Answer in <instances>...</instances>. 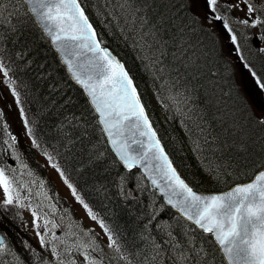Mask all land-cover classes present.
Instances as JSON below:
<instances>
[{
  "label": "trees",
  "instance_id": "16d2710c",
  "mask_svg": "<svg viewBox=\"0 0 264 264\" xmlns=\"http://www.w3.org/2000/svg\"><path fill=\"white\" fill-rule=\"evenodd\" d=\"M114 1L117 23L127 21L124 18L129 11L141 8L150 25L158 29L156 39L162 41L161 48L144 50L157 75L155 79L161 78L164 87L184 101L181 111L167 123L156 113L154 95L148 90L154 79L148 76L137 55L115 28L112 35L103 31L89 0H82V4L104 43L128 67L154 126L185 180L197 190L220 191L252 178L264 166V125L257 122L258 117L241 94L218 35L200 20L197 22L188 0H133L131 8L124 12L120 5L125 0ZM182 4L187 6L180 7ZM10 7L14 15L0 21V59L9 70L7 80L19 95L32 135L31 142L21 133L13 141L0 116V148L14 145L19 151L15 155L28 163L27 171L49 184L52 181L38 156L47 153L45 156L52 157L77 195L110 226L119 251L116 245L110 248L95 240L106 264H177L162 247L189 243L185 228L191 231V242L200 248L202 264H225L210 234L165 204L139 170H127L120 164L82 88L72 80L25 4L11 0ZM148 42L152 43L151 38ZM251 45L245 43L241 55L262 72L264 57ZM182 48L185 53H181ZM161 52L165 55L161 56ZM153 57L161 63L156 64ZM160 68L165 70L161 72ZM33 140L38 146L33 145ZM13 158L4 159L0 153V169L9 177ZM14 211L11 209L5 216L0 210L4 217L0 232L23 264H38L36 253L29 252L21 240L32 245L43 260L44 250L19 221L12 222ZM180 228H184L183 234Z\"/></svg>",
  "mask_w": 264,
  "mask_h": 264
},
{
  "label": "snow or ice",
  "instance_id": "6c2138e0",
  "mask_svg": "<svg viewBox=\"0 0 264 264\" xmlns=\"http://www.w3.org/2000/svg\"><path fill=\"white\" fill-rule=\"evenodd\" d=\"M21 2L27 5V12L34 17L35 22L60 52L72 78L85 90L88 103L98 116L97 123L101 126L102 133L107 136L112 149L124 166L131 169L136 165H142L149 174L151 183L165 195L167 203L178 209L183 217L193 222L203 232L212 235L226 264H264V167L256 171L248 182L236 183L228 191L212 195L198 194L173 166L153 128L137 85L124 64L113 56L108 48L102 46L103 41L89 21L85 8L81 6L82 0H21ZM132 2L133 0H125V3L120 5L121 11H128ZM205 4L208 9L204 16L206 25L211 26L216 21L222 22L233 50L238 55L242 53L244 47L242 41L252 43L259 53L264 54V5L253 3L252 0H205ZM186 6L182 4L180 7ZM221 8L226 13L245 9L246 12L243 18L234 21L230 20L229 16L221 14ZM12 15L14 13L8 12L9 20ZM3 18L4 11H0V20ZM195 19L199 22L198 17ZM126 20L132 30L138 33L143 46L148 49L153 46L161 48L162 41L156 39L158 29L155 25H150L141 8L129 11ZM236 22L245 28L258 31L250 35L239 33L231 26ZM149 38L152 43L148 42ZM185 52L186 50L182 48L181 53ZM163 55L165 53L161 52V56ZM173 58L176 59L177 56L174 55ZM153 59L156 64L161 63L160 59L155 57ZM239 59L243 61V66L257 85L264 90V71L258 72L255 65L243 55H239ZM164 70L159 69L161 72ZM8 71L6 65L0 62V72H3L5 77L8 76ZM12 92L19 104L18 93L14 88ZM20 111L23 116V108ZM2 115L3 113H0V116ZM24 122L27 127L28 121ZM257 122L264 125V116L259 117ZM28 135H32L31 128H28ZM12 139L15 141V137ZM32 143L38 146L35 140ZM48 159L51 161L52 157L48 156ZM51 166L64 177L58 165L53 163ZM65 183L72 189L76 199L83 204L91 219L97 220V216L77 195L75 188L66 178ZM0 190L4 194V199L0 201V210L7 216L11 209H15L12 213V222H18L22 219L20 209L31 205L25 204L26 198L21 195V186L14 178H10L4 169H0ZM40 212L42 210L37 206V210L31 213L32 228L40 248L51 245V254L59 258L58 244L53 241H59L60 244H67V241L60 240L55 232H52V229L59 225L47 219L46 213H43V216L39 215ZM3 218L0 216V220ZM100 224L104 231L109 233L108 246L111 248L116 245L119 251L117 241L110 234L108 227L103 221H100ZM24 230H27L26 225ZM50 232L51 238H48ZM6 239V235L0 233V264H4L5 254H11L17 264H23L19 256L12 252ZM21 243L27 245L29 252L36 253L38 264H49L27 241L21 240ZM156 247L159 248V245ZM72 248L83 252L84 264H103L101 259L93 255L98 251V246L78 240L65 247L64 251L70 252ZM57 264L65 262L58 259ZM68 264L74 262L69 261Z\"/></svg>",
  "mask_w": 264,
  "mask_h": 264
},
{
  "label": "rangeland",
  "instance_id": "374dc122",
  "mask_svg": "<svg viewBox=\"0 0 264 264\" xmlns=\"http://www.w3.org/2000/svg\"><path fill=\"white\" fill-rule=\"evenodd\" d=\"M188 1L193 14L199 18L200 22L205 27L215 32L220 38L222 52L232 64V72H234L237 84L240 86L241 94L248 101L252 110L258 117L264 116V91L257 85L249 71L243 66V62L239 59L236 51L233 50V46L228 38V33L223 27V23L216 21L211 26H207L204 21V16L208 11L205 0ZM10 2L11 0L8 2L0 0V11H4V18L0 21H5L8 16V12L14 11V9L10 7ZM89 2L93 13L99 18L97 23L103 28V31L106 32V34L112 35V30L115 28L118 36L124 39L123 42L128 43L131 52L137 55V59L142 63L143 68L147 70L148 76L154 79V82L151 83L152 85L148 88L149 92L152 93L150 95H154V97H152V101L157 104V97H159L163 105L160 108L167 110L168 115H173V117L177 115L178 111H181V103H184L183 98L175 96L170 88L164 87L161 78L155 79L157 78V75L154 74L153 67L150 65L146 51L144 50L147 47L141 44L139 41V35L133 31L132 28H130L131 25L127 21L116 22V1L89 0ZM252 2L264 5V0H252ZM245 12L246 9L244 11L226 13L223 8H221V14L229 16L230 20L234 21H238V19L243 18ZM259 14L260 13H257V15ZM122 16L123 15L121 14V17ZM124 20H126V18H124ZM231 26L239 33L246 35H250L258 31V29L245 28L238 22L233 23ZM101 27L100 29H102ZM241 43L245 44L243 41ZM261 55L264 57V54L261 53ZM0 107L12 138L15 137L16 139V135L21 133L28 141L24 128V122L21 120L19 114L16 98L13 95L12 89L5 85L3 72H0ZM0 153H2L4 159H7L8 156L12 155L15 160L22 159L20 157L21 155L19 157L15 155L19 154V151L11 143L9 147L8 144H6L3 148H0ZM39 158L47 167V176L53 180L56 186L55 193L50 189V186L44 180L38 179L36 174L27 171V167L25 165L19 167L20 169L24 168L23 175H21V179L17 176L14 178H16L15 181L17 184L21 186V195L26 198L24 201L25 204L30 203L31 206L20 209V216L22 219L19 220L18 224L21 225V227L25 225L30 227V232L33 234L32 237L39 245L35 231L32 228L33 217L31 215L32 211H36L37 206H39L42 210V212L38 213L39 215L43 216V213H46L47 219L59 225V227L52 229V232H55L56 236L59 237L60 240L67 241V244H60L59 241H53L58 244V251L60 252L59 258L51 254V245L47 248H43L45 252L44 259H46L49 264H57L58 259H63L65 264H68L69 261H73L74 264H84L85 257L82 251L72 248L70 252H65V247L78 240L95 245V238L102 236L105 239L107 238V233L101 227L99 220L91 219L88 215V211L72 194L71 189L62 179L59 172L51 166L52 163L49 159L42 155ZM25 171H27V174H25ZM29 189H31V191H29ZM3 199V191L0 190V201ZM49 228H51V224H49ZM179 232L183 234L184 228H180ZM185 232H187L188 238L186 239L189 243L185 246H181L180 244L178 246H166L168 247L167 249H165L166 247H162L163 250L169 253L171 258L175 260L177 264H197L198 261L199 264H202L204 260L201 256L203 255H201L200 248L198 247V249L197 246L191 242L190 229L187 230L185 228ZM48 238H51V232L49 233ZM6 243L8 244L7 241ZM11 249L16 252L15 249ZM97 253L98 251L94 252L93 255L96 256ZM8 259L10 264H17L16 261L13 260L11 254H5L3 260L7 261ZM103 264L106 263L103 262Z\"/></svg>",
  "mask_w": 264,
  "mask_h": 264
},
{
  "label": "bare ground",
  "instance_id": "6f19581e",
  "mask_svg": "<svg viewBox=\"0 0 264 264\" xmlns=\"http://www.w3.org/2000/svg\"><path fill=\"white\" fill-rule=\"evenodd\" d=\"M2 43V42H1ZM6 48H8V47H6ZM7 51H9V50H7ZM24 55V54H23ZM30 62V61H29ZM124 64V63H123ZM124 66H125V69L126 70H128L129 71V69L127 68V66H126V64H124ZM21 70V69H20ZM19 71V70H18ZM31 73V72H30ZM129 74L131 75V73H130V71H129ZM132 76V75H131ZM133 78V77H132ZM133 80H134V78H133ZM239 86V85H238ZM240 87V86H239ZM54 88V87H53ZM83 92H84V94L86 95V92H85V90L83 89ZM86 97H87V95H86ZM87 99H88V97H87ZM157 101H158V103L157 104H154V106L156 107V113H157V115H158V117H159V119H161V121L164 123H167L168 122V119L169 118H171V117H173V115L171 116V115H168L167 114V110H165V109H163V108H160L161 106H163L162 105V101H161V99L159 98V97H157ZM146 112H147V114H148V111H147V108H146ZM149 115V114H148ZM256 116H257V114H255ZM258 117V116H257ZM97 118H98V116H97ZM259 118V117H258ZM152 122V121H151ZM152 124H153V122H152ZM172 124H174V123H172ZM101 127V126H100ZM153 127H154V129L156 130V132H157V136L159 137V139L161 140V142H162V144L164 145V142H163V140H162V138H161V136H160V134H159V132H158V130H157V128L154 126V124H153ZM104 136H105V138H106V140H107V142H108V145L110 146V148H111V150L113 151V153L115 154V156H116V158L118 159V156L116 155V153H115V151L112 149V146H111V144L109 143V141H108V138H107V136L104 134ZM102 152V151H101ZM41 155H39L38 156V161L39 162H41V160H40V157ZM42 156H45V155H42ZM205 159V158H204ZM119 161V160H118ZM120 162V164H123L121 161H119ZM11 163H12V168H13V170H12V172H11V176H10V178H14V177H18L19 179H21V175H23V172H24V168H19V167H22L23 165H25L26 167H28L29 165H28V163H26L23 159H19V160H15L14 159V161H11ZM17 173V174H16ZM25 174H27V171H25ZM24 174V175H25ZM130 175V174H129ZM142 178V177H141ZM184 178V177H183ZM14 179H16V178H14ZM148 184H149V186H151L152 187V185L150 184V182L148 181ZM142 186V185H141ZM125 188V187H124ZM142 189V188H141ZM124 190V189H123ZM214 190V189H213ZM119 193V192H118ZM206 193H209V194H212V193H214L213 191H211V190H209V191H206ZM170 207L181 217V218H183L184 220H186L187 221V219L185 218V217H183V215L178 211V210H176V209H174L171 205H170ZM144 209V208H143ZM153 213V212H152ZM153 215V214H152ZM100 216V215H99ZM98 216V219L100 220V221H103V223L107 226V227H109L110 228V226L108 225V223L105 221V219L103 218V217H99ZM183 221V220H182ZM169 224V223H168ZM71 232V231H70ZM65 235V234H64ZM8 246L10 247V248H13L9 243H8ZM137 250V249H136ZM13 253H14V251H12ZM4 261V263L5 264H10V261H9V259L7 260V261H5V260H3ZM177 263V262H176Z\"/></svg>",
  "mask_w": 264,
  "mask_h": 264
},
{
  "label": "water",
  "instance_id": "95a60500",
  "mask_svg": "<svg viewBox=\"0 0 264 264\" xmlns=\"http://www.w3.org/2000/svg\"><path fill=\"white\" fill-rule=\"evenodd\" d=\"M40 27V26H39ZM41 28V27H40ZM42 29V28H41ZM43 30V29H42ZM44 32V31H43ZM45 34V33H44ZM46 35V34H45ZM46 37L50 40V42H51V39L46 35ZM51 44H52V46H53V48L56 50V52L58 53V55L60 56V59L62 60V62H63V64L65 65V67H66V69H67V71H68V68H67V65L65 64V62H64V59H63V57H62V55L60 54V52H58L57 51V49H56V47H55V45L51 42ZM106 48H108V47H106ZM109 50H110V52L112 53V55L113 56H115L121 63H123V61L122 60H120V58L110 49V48H108ZM68 73L71 75V73L68 71ZM71 77H72V75H71ZM75 81V80H74ZM76 82V81H75ZM77 83V82H76ZM78 84V83H77ZM81 86V85H80ZM82 87V86H81ZM83 88V87H82ZM154 128V127H153ZM159 138V137H158ZM161 141V140H160ZM161 144H162V142H161ZM163 145V144H162ZM164 147V146H163ZM165 149V148H164ZM165 152L167 153V151H166V149H165ZM167 155L169 156V154L167 153ZM119 158V157H118ZM169 159L172 161V159L170 158V156H169ZM173 162V161H172ZM123 166H124V164H122ZM173 166L174 167H176L175 166V164L173 163ZM124 167H126V166H124ZM139 168L142 172H143V174L146 176V178L148 179V181L150 182V184L153 186V187H155L157 190H158V192H159V194L163 197V199L167 202V200H166V197H165V195L159 190V188L158 187H156V186H154L152 183H151V180L149 179V174L145 171V169H144V167L142 166V165H136V166H134L133 168ZM127 168V167H126ZM133 168H131V169H133ZM127 169H129V168H127ZM176 169H177V167H176ZM177 171H178V169H177ZM178 173L180 174V172L178 171ZM181 175V174H180ZM181 177H182V175H181ZM183 178V177H182ZM248 182V181H247ZM243 183H246V182H243ZM234 186V185H233ZM233 186H231V187H233ZM230 187V188H231ZM230 188H228V189H226V190H224V191H228ZM194 190V189H193ZM195 191V190H194ZM224 191H220V192H214V193H212V194H218V193H221V192H224ZM198 194H202V195H212V194H209V193H206V192H199V191H196ZM174 209H176V208H174ZM176 210H178V209H176Z\"/></svg>",
  "mask_w": 264,
  "mask_h": 264
}]
</instances>
